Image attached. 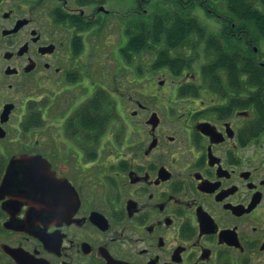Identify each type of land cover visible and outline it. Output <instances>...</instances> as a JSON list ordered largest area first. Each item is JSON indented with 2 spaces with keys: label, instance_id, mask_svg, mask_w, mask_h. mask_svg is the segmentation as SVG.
<instances>
[{
  "label": "flooded vegetation",
  "instance_id": "af4514ba",
  "mask_svg": "<svg viewBox=\"0 0 264 264\" xmlns=\"http://www.w3.org/2000/svg\"><path fill=\"white\" fill-rule=\"evenodd\" d=\"M155 2L0 0V264H264L262 42L227 0Z\"/></svg>",
  "mask_w": 264,
  "mask_h": 264
},
{
  "label": "trees",
  "instance_id": "16d2710c",
  "mask_svg": "<svg viewBox=\"0 0 264 264\" xmlns=\"http://www.w3.org/2000/svg\"><path fill=\"white\" fill-rule=\"evenodd\" d=\"M262 3L264 5V0H228V10L230 15L237 18L239 24L247 27L253 26L258 35L264 36V15L253 12L256 9V4ZM154 24L158 25H171L174 27H185L188 25L199 26L201 23L197 18L188 19L186 17H173L168 16H156L154 19ZM186 28L184 29H168L165 31L167 35V40L171 44H180L183 41L184 35L187 34ZM169 64V65H168ZM159 65V64H157ZM156 65V66H157ZM164 65H168L171 68L178 67L177 62H170ZM243 72H249L253 76L248 81L249 84V94L244 96L242 101L243 108L254 104L256 107V112L258 115V131H264V69L257 66L251 60H245L243 65ZM206 72V70H205ZM236 81H231L230 85H234ZM246 88V86H244Z\"/></svg>",
  "mask_w": 264,
  "mask_h": 264
},
{
  "label": "rangeland",
  "instance_id": "374dc122",
  "mask_svg": "<svg viewBox=\"0 0 264 264\" xmlns=\"http://www.w3.org/2000/svg\"><path fill=\"white\" fill-rule=\"evenodd\" d=\"M155 4L153 6H151L149 8V11H150V14L154 11V13H163V12H168L166 11L165 9V5L162 3V0H155ZM261 7V6H260ZM262 8V7H261ZM147 9V7L145 8ZM264 9V8H262ZM177 15H174L173 17H176ZM102 30V29H100ZM113 30L114 29H110L108 30L109 34H112L113 33ZM106 31V30H105ZM98 34L100 36H96V39H97V43L96 44H92V40H93V36L91 35V38L89 39L88 41V44H89V48H87V50L83 51V54L84 56L86 57V60H99L100 58V55L101 53L100 52H108V48L104 45H101L102 43H99L98 42V39L99 38H104V35H105V40L107 39V35L105 34V32L101 35L100 32H98ZM93 46V47H92ZM263 50H264V40H263ZM96 49V50H95ZM92 66L87 70V73H91V74H96V75H99L100 77L103 76V74L105 75H109V77H114V67L113 66H110L108 65L107 61L105 59H101L97 64H91ZM138 65V64H137ZM88 66V64H87ZM132 67V66H131ZM113 68V69H112ZM132 70V68H130V66L128 65L127 66V70ZM124 72V71H123ZM134 77V76H132ZM131 80H134L133 78H130ZM103 82V81H101ZM247 84V82L245 81V85ZM246 91V89H245ZM244 96H248V93L244 92ZM102 99V97H101ZM138 99V98H137ZM115 104V102H113Z\"/></svg>",
  "mask_w": 264,
  "mask_h": 264
}]
</instances>
